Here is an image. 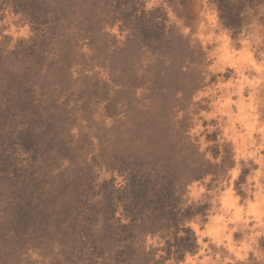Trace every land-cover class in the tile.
I'll list each match as a JSON object with an SVG mask.
<instances>
[{
	"label": "rangeland",
	"instance_id": "374dc122",
	"mask_svg": "<svg viewBox=\"0 0 264 264\" xmlns=\"http://www.w3.org/2000/svg\"><path fill=\"white\" fill-rule=\"evenodd\" d=\"M0 264H264V0H0Z\"/></svg>",
	"mask_w": 264,
	"mask_h": 264
},
{
	"label": "trees",
	"instance_id": "16d2710c",
	"mask_svg": "<svg viewBox=\"0 0 264 264\" xmlns=\"http://www.w3.org/2000/svg\"><path fill=\"white\" fill-rule=\"evenodd\" d=\"M147 191L151 192V193L154 192V190H149V189H147ZM154 194H155V192H154ZM164 203H166V202H164Z\"/></svg>",
	"mask_w": 264,
	"mask_h": 264
}]
</instances>
